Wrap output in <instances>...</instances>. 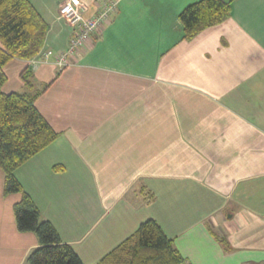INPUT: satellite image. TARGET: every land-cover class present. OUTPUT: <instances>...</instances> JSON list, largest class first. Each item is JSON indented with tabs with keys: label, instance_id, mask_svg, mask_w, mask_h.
I'll list each match as a JSON object with an SVG mask.
<instances>
[{
	"label": "crops",
	"instance_id": "obj_1",
	"mask_svg": "<svg viewBox=\"0 0 264 264\" xmlns=\"http://www.w3.org/2000/svg\"><path fill=\"white\" fill-rule=\"evenodd\" d=\"M64 0H28L47 25L44 51L66 48ZM94 13L95 0H79ZM104 28L57 70L11 60L5 94L27 91L57 138L14 176L82 264L154 220L185 264H264V0H222L229 17L184 39L179 16L201 0H107ZM47 86V87H46ZM46 87V88H45ZM4 195L0 264L38 247Z\"/></svg>",
	"mask_w": 264,
	"mask_h": 264
},
{
	"label": "trees",
	"instance_id": "obj_2",
	"mask_svg": "<svg viewBox=\"0 0 264 264\" xmlns=\"http://www.w3.org/2000/svg\"><path fill=\"white\" fill-rule=\"evenodd\" d=\"M229 11V4L222 0H201L186 7L179 16L184 39L190 40L205 29L222 24ZM46 32L47 25L28 0H0V169L4 173V195L20 194V201L13 207L16 229L20 233H33L38 240V247L26 257L25 264H82L54 227L40 218L14 176L18 167L58 136L34 106L41 92L34 90L28 70L20 76L26 92H2L6 82L4 67L14 59H34L43 47ZM98 264H185V261L159 225L147 220Z\"/></svg>",
	"mask_w": 264,
	"mask_h": 264
},
{
	"label": "built area",
	"instance_id": "obj_3",
	"mask_svg": "<svg viewBox=\"0 0 264 264\" xmlns=\"http://www.w3.org/2000/svg\"><path fill=\"white\" fill-rule=\"evenodd\" d=\"M94 13L86 17L87 6L79 0H64L58 9V18L71 30L65 49L57 52L44 51L35 61L52 60L57 70H63L71 64L72 58L85 48L88 42L108 24L115 10V3L107 0H95Z\"/></svg>",
	"mask_w": 264,
	"mask_h": 264
},
{
	"label": "rangeland",
	"instance_id": "obj_4",
	"mask_svg": "<svg viewBox=\"0 0 264 264\" xmlns=\"http://www.w3.org/2000/svg\"><path fill=\"white\" fill-rule=\"evenodd\" d=\"M39 54H40V53H39ZM39 54H38L35 58H37V57L39 56ZM35 58H34V59H35Z\"/></svg>",
	"mask_w": 264,
	"mask_h": 264
}]
</instances>
